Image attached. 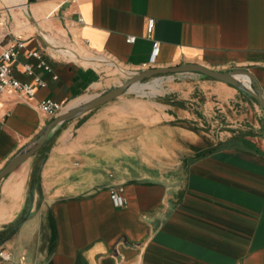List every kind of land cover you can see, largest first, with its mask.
Returning a JSON list of instances; mask_svg holds the SVG:
<instances>
[{
  "label": "crops",
  "instance_id": "obj_1",
  "mask_svg": "<svg viewBox=\"0 0 264 264\" xmlns=\"http://www.w3.org/2000/svg\"><path fill=\"white\" fill-rule=\"evenodd\" d=\"M18 2L0 0V50L22 42L13 75L45 84L0 94V169L53 118L40 100L66 111L119 85L116 65L245 68L264 94V0H22L54 46ZM165 80L56 127L0 179V264H264L263 109L199 73Z\"/></svg>",
  "mask_w": 264,
  "mask_h": 264
},
{
  "label": "water",
  "instance_id": "obj_2",
  "mask_svg": "<svg viewBox=\"0 0 264 264\" xmlns=\"http://www.w3.org/2000/svg\"><path fill=\"white\" fill-rule=\"evenodd\" d=\"M26 19L29 23H31L38 31H40L44 37L46 36V31L39 25V23L29 14V12L19 7ZM46 38V37H45ZM47 41V39H46ZM47 43L51 45L48 41ZM51 46H54L51 45ZM78 56V55H76ZM96 61L97 59H90ZM112 64V61L106 60ZM116 65V64H115ZM116 67L126 76L124 82L116 85L109 90L91 97L87 100H84L66 111L59 113L53 118L39 131V133L29 141L23 148H21L9 161L0 169V179L11 173L17 167H19L24 161H26L29 157H31L35 152L40 150L45 143L49 140L52 135L53 130L63 125L64 123L72 120L81 114L96 108L100 105H103L110 100L122 95L129 88L137 85L142 80L150 78L152 76L164 75V74H175V73H183V72H195L202 74L205 77H210L227 84L234 86L235 88L243 91L244 93L252 96L260 107L264 111V94L260 87V85L255 80L254 76L251 72H249L245 68H233L225 71H219L215 69H211L205 67L198 63H184L176 66L170 67H148L141 71H127L116 65ZM239 77L248 78V85Z\"/></svg>",
  "mask_w": 264,
  "mask_h": 264
},
{
  "label": "built area",
  "instance_id": "obj_3",
  "mask_svg": "<svg viewBox=\"0 0 264 264\" xmlns=\"http://www.w3.org/2000/svg\"><path fill=\"white\" fill-rule=\"evenodd\" d=\"M81 19V18H80ZM153 27V20L148 19L147 21V31L150 32ZM133 37H129L131 40ZM23 46L22 42H17L16 44L0 50V94L6 90L16 91L27 96H32L35 91V86H43L45 83L38 77L35 78L34 83L20 81L13 75V63L19 54L20 48ZM158 43L154 42L150 55L149 63L152 64L158 52ZM29 56H34L39 60L38 66L48 69L42 54L38 50L30 51ZM25 70L31 73V65L25 64ZM39 109L48 115L56 116L63 110V103L46 98L40 100L38 103ZM110 198L115 207H122L125 204V198L121 194V189H111ZM0 257L5 260L10 259V253L0 250Z\"/></svg>",
  "mask_w": 264,
  "mask_h": 264
},
{
  "label": "rangeland",
  "instance_id": "obj_4",
  "mask_svg": "<svg viewBox=\"0 0 264 264\" xmlns=\"http://www.w3.org/2000/svg\"><path fill=\"white\" fill-rule=\"evenodd\" d=\"M16 3V2H14ZM113 71L116 72L117 75H119L118 73H121V77H120V83L124 82L125 79H126V76L125 74H123L119 69H115V68H112ZM171 75L173 74H164V75H157V76H152L150 78H147V79H144L142 80L140 83H138L137 85H134L133 87L129 88L127 91H126V95L130 98H137V99H157V98H160L163 94L164 91H166L168 89V86H169V83L166 82V78L167 77H170ZM157 77H163V83L158 86H156L157 83H153V79L154 81L155 78ZM147 83V84H145ZM144 84L143 86H147L149 85V87H143L141 88L140 86ZM137 87H139L140 89H138Z\"/></svg>",
  "mask_w": 264,
  "mask_h": 264
},
{
  "label": "bare ground",
  "instance_id": "obj_5",
  "mask_svg": "<svg viewBox=\"0 0 264 264\" xmlns=\"http://www.w3.org/2000/svg\"><path fill=\"white\" fill-rule=\"evenodd\" d=\"M16 7H22V8H24L25 9V7H24V3L22 2V0H19V2H18V4H17V6ZM46 37V36H45ZM46 39H47V37H46ZM47 41L51 44V45H53L54 44V42H52V41H50L49 39H47ZM60 47V46H59ZM77 54H75L74 53V56H76ZM239 78H241L247 85H248V78H246V77H239Z\"/></svg>",
  "mask_w": 264,
  "mask_h": 264
}]
</instances>
